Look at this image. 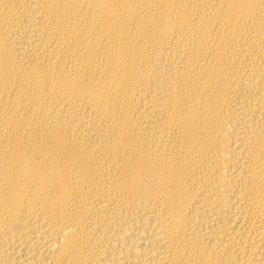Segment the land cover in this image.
Wrapping results in <instances>:
<instances>
[{"label":"bare ground","instance_id":"6f19581e","mask_svg":"<svg viewBox=\"0 0 264 264\" xmlns=\"http://www.w3.org/2000/svg\"><path fill=\"white\" fill-rule=\"evenodd\" d=\"M0 264H264V0H0Z\"/></svg>","mask_w":264,"mask_h":264}]
</instances>
